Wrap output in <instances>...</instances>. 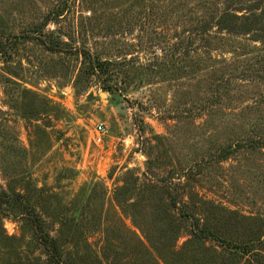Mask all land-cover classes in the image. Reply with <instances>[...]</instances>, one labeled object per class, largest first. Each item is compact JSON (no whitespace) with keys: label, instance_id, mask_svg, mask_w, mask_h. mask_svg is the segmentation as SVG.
Listing matches in <instances>:
<instances>
[{"label":"rangeland","instance_id":"rangeland-1","mask_svg":"<svg viewBox=\"0 0 264 264\" xmlns=\"http://www.w3.org/2000/svg\"><path fill=\"white\" fill-rule=\"evenodd\" d=\"M0 190L62 264H264V0H0Z\"/></svg>","mask_w":264,"mask_h":264},{"label":"trees","instance_id":"trees-1","mask_svg":"<svg viewBox=\"0 0 264 264\" xmlns=\"http://www.w3.org/2000/svg\"><path fill=\"white\" fill-rule=\"evenodd\" d=\"M47 48H58L57 45H49L47 44ZM21 201L22 208H25L26 211V218L30 221L34 234L38 240V242L41 244V246L44 248L46 254H47V260L50 262V264H62V259L59 253V247L54 238H52L44 229L40 217L30 208L27 209L25 206V201L21 199V196L19 194H13L12 196H9L5 191L0 190V202H4L6 199H12L13 201L18 200ZM193 234L197 238H203V237H210L213 238L214 233L211 231L205 230L198 225H195L193 227ZM246 252H248L246 250Z\"/></svg>","mask_w":264,"mask_h":264},{"label":"built area","instance_id":"built-area-1","mask_svg":"<svg viewBox=\"0 0 264 264\" xmlns=\"http://www.w3.org/2000/svg\"><path fill=\"white\" fill-rule=\"evenodd\" d=\"M104 129H103V127H102V125L101 124H97L96 125V129H95V131H96V134H97V136H96V141H100L101 140V136H100V134H101V132L103 131Z\"/></svg>","mask_w":264,"mask_h":264}]
</instances>
